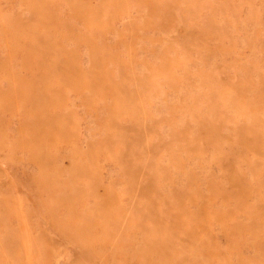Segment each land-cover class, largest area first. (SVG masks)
I'll list each match as a JSON object with an SVG mask.
<instances>
[{
  "label": "rangeland",
  "instance_id": "obj_1",
  "mask_svg": "<svg viewBox=\"0 0 264 264\" xmlns=\"http://www.w3.org/2000/svg\"><path fill=\"white\" fill-rule=\"evenodd\" d=\"M263 89L264 0H0V264H264Z\"/></svg>",
  "mask_w": 264,
  "mask_h": 264
},
{
  "label": "bare ground",
  "instance_id": "obj_2",
  "mask_svg": "<svg viewBox=\"0 0 264 264\" xmlns=\"http://www.w3.org/2000/svg\"><path fill=\"white\" fill-rule=\"evenodd\" d=\"M193 1H194V0H193ZM184 3H185V2H184ZM207 4H208V3H207ZM208 6H209V5H208ZM216 7H217V6H216ZM218 8H219V6H218ZM218 8H217V9H218ZM208 9H209V7H208ZM203 10H204V9H203ZM205 11H206V10H205ZM207 12H208V11H207ZM194 15H195V13H194ZM209 15H210V14H209ZM195 17H196V16H195ZM202 24H203V23H201V25H202ZM137 28H138V27H137ZM140 28H141V27H140ZM207 28H208V27H207ZM205 29H206V28H205ZM205 29H204V31H205ZM139 30H140V29H139ZM139 32H140V31H139ZM139 32L137 31V33H139ZM135 34H136V33H135ZM138 36H139V35H138ZM159 51H160V50H159ZM116 70H117V69H116ZM154 71H156V70H154ZM183 71H184V70H183ZM117 74H118V73H117ZM117 74H116V75H117ZM120 75H121V74H120ZM130 78H131V77H129V79H130ZM20 79H22L21 76H20ZM112 79H113V78H112ZM112 79H111V80H112ZM129 79H128V80H129ZM131 79H132V78H131ZM257 79H258V78H257ZM112 81H114V79H113ZM125 81H127V80H125ZM129 81H130V80H129ZM129 81H128V82H129ZM115 84H116V83H115ZM132 84H133V82H132ZM121 85H122V84H121ZM121 85H120V86H121ZM113 86H114V85H113ZM113 86H112V87H113ZM118 87H119V86H118ZM254 88H255V87H254ZM254 88H253V89H254ZM115 89H116V88H115ZM253 89H252V90H253ZM255 89H256V88H255ZM263 90H264V89H263ZM22 91H23V89H22ZM254 91H255V90H254ZM261 92H262V90H261ZM113 93H115V92H113ZM101 94H102V93H101ZM129 94H130V93H129ZM250 94H251V91H250ZM263 94H264V93H263ZM113 95H114V94H113ZM260 95H261V94H260ZM122 96H123V95H122ZM254 96H255V95H254ZM130 97H131V95H130ZM120 98H121V97H120ZM126 98H127V97H126ZM113 99H114V97H113ZM111 100H112V99H111ZM114 100H116V99H114ZM119 101H120V99H119ZM122 101H123V100H122ZM116 102H117V101H116ZM113 103H115V102H113ZM115 104H116V103H115ZM111 107H112V106H111ZM113 107H114V106H113ZM146 107H147V106H146ZM252 108H253V107H252ZM204 111H205V110H204ZM261 111H262V110H261ZM116 112H117V111H116ZM134 115H135V114H134ZM122 116H123V115H122ZM123 117H124V116H123ZM135 117H136V116H135ZM128 121H129V120H128ZM146 121H147V120H146ZM163 121H164V120H163ZM206 121H207V120H206ZM132 122L134 123V122H135V119H134ZM136 122H137V121H136ZM183 122H184V121H183ZM133 123H132V124H133ZM136 124H137V123H136ZM182 124H183V123H182ZM251 124H252V123H251ZM203 125H205V124H203ZM246 125H248V124H246ZM170 126H171V125H170ZM242 126H243V125H242ZM251 126H252V125H251ZM261 126H262V125H261ZM171 127H172V126H171ZM263 127H264V126H263ZM140 128H141V127H140ZM158 128H159V127H158ZM210 128H211V127H210ZM239 128H241V127H239ZM239 128H238V129H239ZM137 129H138V128H137ZM243 129L245 130V128H243ZM243 129H241V130L244 131ZM176 130H177V129H176ZM174 131H175V130H174ZM239 131H240V130H239ZM246 131H247V129H246ZM170 132H172V131H170ZM240 132H241V131H240ZM240 132H239V133H240ZM251 132H252V131H251ZM245 133H246V132H245ZM253 133H254V132H253ZM171 134H172V133H171ZM171 134H170V135H171ZM173 134H174V133H173ZM177 134H178V133H177ZM241 134H242V133H241ZM174 135H175V134H174ZM174 135H173V136H174ZM178 135H180V134H178ZM191 135H192V134H191ZM255 135H256V134H255ZM239 136H240V135H238V137H239ZM158 137H159V136H158ZM176 137H177V136H176ZM243 137H244V139L246 138V136H243ZM240 138H241V137H240ZM241 139H243V138H241ZM250 140H251V139H250ZM152 141H154V140H152ZM158 141H159V140H158ZM166 141H167V140H166ZM174 141H175V140H173V142H174ZM177 141H178V140H177ZM203 141H205V140H203ZM244 141H247V139L244 140ZM140 144H141V143H140ZM171 144H173V143H171ZM174 144H175V143H174ZM200 144H201V143H200ZM212 144H213V143H212ZM139 146H140V145H139ZM169 146H170V145H169ZM179 146H180V144H179ZM181 146H182V145H181ZM223 146H224V145H223ZM146 147H147V145H146ZM151 147H152V146H151ZM164 147H166V145H164ZM167 147H168V146H167ZM213 147H214V146H213ZM155 148H156V147H155ZM168 148H169V147H168ZM180 148H181V147H180ZM203 149H204V148H203ZM218 149H219V148H218ZM141 150H142V149H141ZM142 151H143V150H142ZM142 151H141V152H142ZM155 151H157V150H155ZM155 151H154V152H155ZM260 151H261V150H260ZM221 152H222V151H221ZM178 153H179V152H178ZM155 154H156V153H155ZM149 155H150V154H149ZM229 155H231V154H229ZM29 156H30V154H29ZM179 156H180V155H179ZM148 157H149V156H148ZM194 157H195V156H194ZM229 157H230V156H229ZM200 158H201V156H200ZM37 159H38V158H37ZM151 159H153V158H151ZM222 159H223V158H222ZM160 160H161V159H160ZM176 160H177V159H176ZM179 162H180V161H179ZM166 163H167V162H166ZM169 163H170V162H169ZM169 163H168V164H169ZM172 163H173V162H172ZM194 163H195V162H194ZM175 164H176V163H175ZM178 164H179V163H178ZM195 164H196V163H195ZM197 164H198V163H197ZM148 165H150V164H148ZM146 166H147V165H146ZM163 166H164V165H163ZM163 166H162V167H163ZM177 167H178V166H177ZM185 167H186V166H185ZM160 168H161V167H160ZM179 168H180V167H179ZM173 169H174V168H173ZM177 169H178V168H177ZM134 170H135V169H134ZM136 170H137V169H136ZM179 170H180V169H179ZM181 170H182V169H181ZM147 171H148V170H147ZM202 171H203V170H202ZM151 172H152V170H151ZM151 172L148 173V175L151 174ZM175 172H176V171H175ZM185 172H186V171H185ZM128 174H129V173H128ZM133 174H134V173H133ZM178 174H179V173H178ZM155 175H156V174H155ZM230 175H231V174H230ZM134 176H135V174H134ZM149 176H150V175H149ZM223 176H224V175H223ZM146 177H148V176H146ZM150 177H151V176H150ZM150 177H148V178H150ZM208 177H209V176H208ZM155 179H156V178H155ZM158 179H159V178H158ZM187 179H188V178H187ZM230 179H231V178H230ZM145 180H146V179H145ZM147 180H148V179H147ZM225 181H226V180H225ZM150 182H151V180H150ZM189 182H190V181H189ZM145 183H146V182H145ZM158 183H159V182H158ZM153 184H154V183H153ZM155 184H156V182H155ZM155 184H154V185H155ZM187 184H188V183H187ZM189 184H190V183H189ZM191 184H192V183H191ZM202 184H203V183H202ZM235 184H236V183H235ZM235 184H234V185H235ZM140 185H141V184H140ZM143 185H144V183H143ZM156 185H157V184H156ZM156 185H155V186H156ZM158 185H159V184H158ZM195 185L197 186V184H195ZM195 185H194V186H195ZM199 185H200V184H199ZM199 185H198V187H199ZM146 186H147V185H146ZM189 186H190V185H189ZM203 186H204V185H203ZM147 187H148V186H147ZM152 187H154V186H152ZM175 187H176V186H175ZM190 187H191V186H190ZM198 187H197V189H198ZM231 187H232V186H231ZM195 188H196V187H195ZM147 189H148L147 191H151V190H149V188H147ZM170 189H171V188H170ZM186 189H187V188H186ZM191 189H192V188H191ZM188 190H189V189H188ZM227 190H228V188H227ZM190 191H191V190H190ZM201 191H202V190H201ZM142 192H143V190H142ZM202 192H203V191H202ZM226 192H227V191H226ZM229 192H230V190H229ZM163 193H164V192H163ZM191 193H192V192H191ZM139 194H142L141 191H140ZM143 194H144V193H143ZM148 194H149V192H148ZM152 194H153V193H152ZM152 194H151V195H152ZM154 195H155V194H154ZM171 195H172V194H171ZM176 195H177V194H176ZM144 196H145V195H144ZM155 196H156V195H155ZM155 196H154V197H155ZM157 196H158V195H157ZM174 196H175V195H174ZM174 196H173V197H174ZM185 196H187V195H185ZM185 196H184V198H185ZM194 196H195V194H194ZM196 196H197V195H196ZM218 196H219V195H218ZM229 196H230V194H229ZM260 196H261V195H260ZM260 196H259V197H260ZM149 197H150V195H149ZM163 197H164V196H163ZM173 197H172V198H173ZM177 197H178V195H177ZM180 197H181V196H180ZM152 198H153V197H152ZM175 198H176V197H175ZM198 198H199V197H198ZM176 199H177V198H176ZM259 199H260V198H259ZM152 200H153V199H152ZM152 200H151V202H152ZM157 200H158V199H157ZM157 200H156V201H157ZM249 200H250V198H249ZM185 201H187V200H185ZM257 201H258V200H257ZM263 201H264V200H263ZM263 201H262V202H263ZM161 202H163V201L161 200ZM161 202H160V203H161ZM164 203H165V202H164ZM185 203H186V202H185ZM229 203H230V202H229ZM166 204H168V202H167ZM174 204H175V203H174ZM193 204H194V203H193ZM162 205H163V204H162ZM168 205L170 206V203H169ZM165 206H167V205H165ZM171 206H172V205H171ZM171 206H170V208H172ZM197 206H198V205H197ZM226 206H227V205H226ZM174 207H176V206H174ZM187 207H188V206H187ZM231 207H232V206H231ZM155 208H156V207H155ZM191 208H192V207H191ZM193 208H194V207H193ZM166 209H167V208H166ZM172 209H173V208H172ZM172 209H171V210H172ZM156 210H157V209H156ZM160 210H161V209H160ZM164 210H165V207H164ZM167 210H168V209H167ZM169 210H170V209H169ZM169 210H168V211H169ZM174 210H175V209H174ZM174 210H173V211H174ZM158 211H159V210H158ZM138 212H139V211H138ZM183 212H184V211H183ZM158 213H161V211H159ZM183 214H184V213H183ZM165 215H169V213H168V214H165ZM185 215H186V214H185ZM171 216H172V215H171ZM173 216H175V215H173ZM173 216H172V218H173ZM164 217H165V216H164ZM184 217H185V216H184ZM150 218H151V216L149 217V219H150ZM170 218H171V217H170ZM139 219L141 220V218H139ZM174 219H175V218H173V220H174ZM248 219H249V218H248ZM137 220H138V219H137ZM140 220H138V222H139ZM167 220H168V219H167ZM169 220H170V219H169ZM170 221H172V220H170ZM142 222H143V221H142ZM142 222H141V223H142ZM157 222H158V221H157ZM247 223H248V222H247ZM155 224H158V223L155 222ZM201 224H202V222H201ZM152 226H153V225H151V227H152ZM146 227H147V226H146ZM158 227H159V224H158ZM158 227H157V228H158ZM201 227H202V226H201ZM201 227H200V228H201ZM147 228H148V227H147ZM4 229H5V228H4ZM22 229L24 230V228H22ZM151 229H152V228H151ZM203 229H204V227H203ZM23 230H22V231H23ZM52 230H53V229H52ZM201 230H202V229H201ZM232 230H233V229H232ZM6 231H7V230H6ZM263 231H264V229H263ZM8 232H9V231H8ZM253 232H254V231H253ZM6 233H7V232H6ZM256 233H257V232H256ZM17 234H18V233H17ZM147 234H148V233H147ZM152 234H155V233L152 232L151 235H152ZM201 234H202V233H201ZM250 234H251V233H250ZM250 234H249V235H250ZM19 235H20V234H19ZM143 236H144V235H143ZM143 236H142V237H143ZM155 236H156V235H155ZM247 236H248V235H247ZM253 236H254V235H253ZM258 236H259V235H258ZM31 237H32V236H31ZM145 237H146V235H145ZM148 237H149V236H148ZM236 237H237V236H236ZM239 237H240V236H239ZM151 238H152V236H151ZM6 240L8 241V239H6ZM154 240H155V239H154ZM236 240H237V239H236ZM239 240H240V238H239ZM241 240H242V239H241ZM253 240H254V239H253ZM260 240H261V239H260ZM149 241H150V240H149ZM2 242L5 243L4 240H3ZM13 242H14V241H13ZM151 242H152V241H151ZM213 242H214V241H213ZM4 243H3V244H4ZM15 243H16V242H15ZM33 243H34V242H33ZM153 243H155V241H154ZM156 243H157V242H156ZM174 243H175V242H174ZM3 244H2V245H3ZM6 244H7V246H8V243H6ZM148 244H149V243H148ZM258 244H259V243H258ZM152 245H153V244H151V246H152ZM176 245H177V244H176ZM209 245H210V243H209ZM10 246H11V245H10ZM155 246H156V245H155ZM210 246H211V245H210ZM214 246H215V245H214ZM214 246H213V247H214ZM231 246H232V245H231ZM30 247L32 248V246H30ZM216 247H217V246H216ZM233 247H234V249H235L236 246H233ZM4 248H5V247H4ZM4 248H3V249H4ZM7 248H8V247H7ZM9 248H11V247H9ZM15 248H16V246H15ZM145 248H146V247H145ZM236 248H237V247H236ZM147 249H148V248H147ZM1 250H2V249H1ZM219 250H220V249H219ZM232 250H233V249H232ZM10 251H11V250H10ZM20 251L23 252L22 250H20ZM206 251H208V250H206ZM235 251H236V249H235ZM237 251H238V250H237ZM0 252H1V251H0ZM13 252H14V251H13ZM174 252H175V251H174ZM208 252H209V251H208ZM3 253H4V250H3V252L1 253V255H2ZM9 253H11V252H9ZM209 253H210V252H209ZM230 253H231V252H230ZM11 254H12V253H11ZM20 254H21V253H20ZM78 254H79V253H78ZM167 254H168V253H167ZM176 254H177V253H176ZM180 254H181V253H180ZM200 254H201V253H200ZM232 254H233V253H232ZM238 254H240V253H238ZM179 256H180V255H179ZM182 256H183V255H182ZM223 256H224V255H223ZM239 256H240V255H239ZM239 256H238V258H240ZM9 257H10V255H9ZM11 257H13V256H11ZM11 257H10V258H11ZM163 257H164V256H163ZM183 257L185 258V256H183ZM183 257H182V258H183ZM224 257H225V256H224ZM1 258H2V257H0V259H1ZM117 258H118V257H117ZM165 258H166V257H165ZM199 258H200V257H199ZM12 259H13V258H12ZM163 259H164V258H163ZM207 259H209V258H207ZM240 259H241V258H240ZM18 260H19V259H18ZM228 260H230V259H228ZM16 261H17V260L15 259V262H16ZM227 262H228V261H227ZM242 262H243V261H242ZM13 263H14V261H13ZM170 263H171V262H170ZM223 263L226 264L225 262H223ZM229 264H231V263H229ZM238 264H241V263H238ZM246 264H247V263H246Z\"/></svg>",
  "mask_w": 264,
  "mask_h": 264
}]
</instances>
